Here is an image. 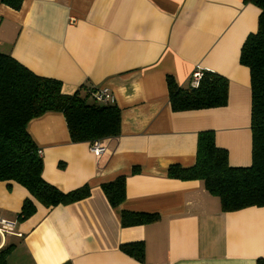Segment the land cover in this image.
<instances>
[{
  "label": "crops",
  "instance_id": "crops-1",
  "mask_svg": "<svg viewBox=\"0 0 264 264\" xmlns=\"http://www.w3.org/2000/svg\"><path fill=\"white\" fill-rule=\"evenodd\" d=\"M260 9L250 0H22L0 3V52L34 73L59 79L62 92L106 87L120 108V134L99 156L72 142L61 112L31 119L43 178L67 192L87 183L89 196L45 207L15 181H0V248L8 264H257L264 258V206L221 211L197 179L169 177L191 166L198 133L214 131L231 166L251 162L249 69L239 62ZM196 69L228 80L225 106L174 111L166 76L189 86ZM134 167V170H133ZM136 167V168H135ZM126 175V197L108 202L101 183ZM36 211L18 221L24 199ZM158 213L123 226L121 210ZM143 241L138 260L122 243Z\"/></svg>",
  "mask_w": 264,
  "mask_h": 264
},
{
  "label": "trees",
  "instance_id": "trees-1",
  "mask_svg": "<svg viewBox=\"0 0 264 264\" xmlns=\"http://www.w3.org/2000/svg\"><path fill=\"white\" fill-rule=\"evenodd\" d=\"M259 9L258 26L244 40L239 62L249 69L251 88V162L247 166H231L227 149L215 143L214 131L198 133L195 161L191 166H168L167 175L179 179H197L220 201L221 211L229 212L250 206H264V0H250ZM19 9L22 0H0ZM170 107L185 111L221 107L227 104L228 80L223 75L202 69L197 87L180 86L171 75L166 76ZM59 79L41 76L21 64L8 53L0 52V181H15L24 186L32 198L49 208L70 204L90 194L85 183L64 192L43 178V160L27 130L28 122L49 111L63 113L72 142L103 140L108 143L120 134V108L113 102H96L95 88L80 87L64 94ZM136 168V167H135ZM134 170V167H133ZM126 175L120 174L101 183L112 207L126 197ZM24 199L17 220L23 221L36 211L33 199ZM158 213L122 209L121 224L131 226L155 221ZM14 244L0 248V264ZM120 248L141 260L143 241L122 243ZM63 264H70L65 262ZM257 264H264L258 258Z\"/></svg>",
  "mask_w": 264,
  "mask_h": 264
},
{
  "label": "built area",
  "instance_id": "built-area-1",
  "mask_svg": "<svg viewBox=\"0 0 264 264\" xmlns=\"http://www.w3.org/2000/svg\"><path fill=\"white\" fill-rule=\"evenodd\" d=\"M192 74L195 80V84L197 85L202 76V69H196ZM92 98L96 102L114 101L112 93L106 87H96L93 91ZM90 146L92 153L99 156L106 150L107 142L97 139L92 141ZM37 152L39 155H42L41 149L38 148ZM13 226V222L0 218V232L11 231Z\"/></svg>",
  "mask_w": 264,
  "mask_h": 264
},
{
  "label": "bare ground",
  "instance_id": "bare-ground-1",
  "mask_svg": "<svg viewBox=\"0 0 264 264\" xmlns=\"http://www.w3.org/2000/svg\"><path fill=\"white\" fill-rule=\"evenodd\" d=\"M201 79V78H200ZM200 81V80H199ZM198 84H199V82H198ZM198 84L196 85L195 84V80H194V77H193V74L191 75V77H190V86H193V87H197L198 86ZM91 144V143H90ZM91 147V146H90ZM40 149V148H39Z\"/></svg>",
  "mask_w": 264,
  "mask_h": 264
}]
</instances>
